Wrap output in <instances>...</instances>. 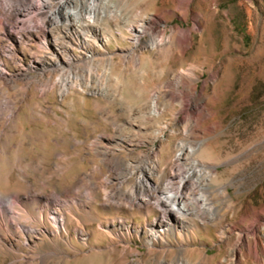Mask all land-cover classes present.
Masks as SVG:
<instances>
[{
	"label": "rangeland",
	"instance_id": "rangeland-1",
	"mask_svg": "<svg viewBox=\"0 0 264 264\" xmlns=\"http://www.w3.org/2000/svg\"><path fill=\"white\" fill-rule=\"evenodd\" d=\"M4 1L22 15L17 25L0 16V198L16 195L22 203L9 217L0 216V264H158L179 257L178 241L195 249L184 254L192 263L223 264L235 237L222 240L220 231L264 216V0H99L104 18L87 30L63 20L43 26L44 15L33 8L36 0ZM152 14L163 20L160 27L171 45L137 49V61L130 58L124 24ZM54 61L59 68L49 66ZM180 74L189 75L195 90L186 92L178 117L193 112L199 120L192 132L172 135L184 125L176 121V102L156 117L147 105L157 94L164 108L167 83ZM59 76L70 78L61 97L53 87ZM118 130L121 143L113 142ZM180 140L202 145L197 157L214 166L209 191L224 192L214 199L221 217L214 225L195 220L192 236H184L188 242L167 232L149 250L145 209L105 201L103 183L111 173L95 151L109 145L132 167L152 160L156 151L167 172ZM128 179L121 185L125 191L132 187ZM34 196L61 200L57 209H68L71 218L67 233L55 240L47 220H37L41 207ZM73 199L79 204L72 205ZM149 210L147 217L155 219L158 211ZM117 218L124 223L118 225ZM111 221L120 233L130 225L136 235L114 248L98 232ZM21 226L37 231L26 233ZM76 228L86 233L81 240ZM259 240L264 246V236ZM261 257L244 263L264 264Z\"/></svg>",
	"mask_w": 264,
	"mask_h": 264
},
{
	"label": "bare ground",
	"instance_id": "bare-ground-1",
	"mask_svg": "<svg viewBox=\"0 0 264 264\" xmlns=\"http://www.w3.org/2000/svg\"><path fill=\"white\" fill-rule=\"evenodd\" d=\"M105 7L106 10L108 8L107 11L112 16V19L119 20L120 14L109 9L107 6ZM33 8L44 15L43 26L58 24L60 20H63L65 22H72L79 29L83 30H87L90 23L94 24L97 19H103L105 15V12L100 8L99 0H87L85 2L78 0H36V5ZM21 13L22 10L12 9L8 7L4 0H0V16L13 18L15 25H17V20L22 15ZM155 17L156 15L152 14L146 17H139L134 22L127 21L124 24L125 30L130 34L129 40L132 42L130 58H135L138 61L136 50L140 48L158 49L171 45V39L165 32V28L162 29L160 27L163 20L155 21ZM86 20L88 21L86 22ZM117 31L121 37H124V31L121 29ZM59 63L54 61L49 66L59 68ZM0 76H3V64L1 62ZM188 76L180 74L167 83L168 91H166V97L169 98V102L166 103L164 108H159L160 97L157 94L152 95L147 105V111L150 116L156 117L166 108H173L172 102H176V106L180 108L176 111V121H184V125L182 127L176 126L172 129V135L192 132L196 129L197 121L199 120V116L193 112L187 113L181 119L178 117L184 105L186 92H193L195 90ZM68 83H70L69 77L65 79L60 77L53 82V87L58 86L60 97L68 91ZM2 105H4V108L8 107L7 99L3 101ZM8 110H10L9 113L12 115L13 111L11 109ZM160 130H155L153 132L154 135L158 136ZM122 139H124V136L118 130V134L113 138V142H120ZM126 141L124 140L123 142ZM128 142L133 141L128 140ZM140 143L138 142V144ZM194 143L196 142L190 145L184 140L178 141L174 146V154L170 159V167L167 172H164V169L161 168L159 152L153 151L154 158L152 160L143 159L144 161L140 165L132 167L130 164L118 160L113 150L108 147L109 145L96 148L95 152L102 158V163L111 173L103 183V197L105 201L121 200L127 208L136 209V212L145 209L144 212L141 211L147 222L143 230V236L149 250L156 247V242H163V237L167 232H173L177 239L184 238L185 234H189V237H191V232L197 227L195 220L214 225L221 217L218 211V204L220 202L216 203L214 199L216 197L223 198L224 192L223 190H218L214 195L210 193L209 184L215 180L214 166L197 157L202 150V145ZM128 178H132L133 183L131 189L125 191L121 188V185ZM136 192H139V194L137 195ZM31 200L40 204L41 210L39 211L37 220L39 222L47 220L49 233L55 240L63 235V233H67L66 223L71 218L66 213L68 209L65 210L66 212L61 210L60 212L57 209L56 206L58 203L60 204L61 200L54 196L53 198H38L34 196ZM78 202L73 199L70 203L74 205ZM21 203L20 198L16 195L0 198V216L3 215L5 217L8 215L7 217H9L15 206H19ZM117 204L119 205V203ZM23 209H25V206H23ZM149 209L151 211L153 209L158 211L157 217L153 220L147 217L150 213ZM24 213H27V209L24 210ZM263 217H257L252 224L244 227L239 228L238 224L233 223L220 231L219 235L222 240L226 241L232 236L235 237L234 242L229 246L227 257L224 259L223 264H245L244 261L249 256L258 259L261 255L264 258V246L261 245L259 240L260 235L264 236ZM29 219L32 220L33 217ZM116 220L118 225L124 223L122 218H117ZM124 226V233H120V231L115 229V224L111 221L107 227L108 229L105 230L100 225L98 232L108 237L109 243L115 248L118 242L130 239V237L135 236L137 233L136 229L130 225ZM21 228L26 233L37 231L34 226H21ZM76 232L80 238L79 240L86 234L82 228H76ZM185 240H187L186 242L189 241L187 238ZM67 241L70 246L71 239H67ZM178 243L179 257L169 262L163 259L158 264H205L192 263L190 259L185 258V253L195 252V249L189 250L188 245L183 241H178ZM128 249L129 247H124L123 251ZM53 254L54 252H52ZM205 258L206 253L204 254V262L207 260ZM131 264L142 263L141 261H136Z\"/></svg>",
	"mask_w": 264,
	"mask_h": 264
}]
</instances>
